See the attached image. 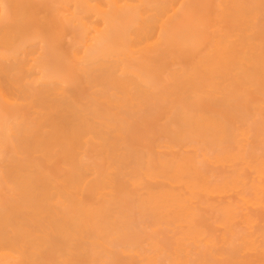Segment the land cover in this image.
<instances>
[{
    "label": "bare ground",
    "instance_id": "bare-ground-1",
    "mask_svg": "<svg viewBox=\"0 0 264 264\" xmlns=\"http://www.w3.org/2000/svg\"><path fill=\"white\" fill-rule=\"evenodd\" d=\"M0 264H264V0H0Z\"/></svg>",
    "mask_w": 264,
    "mask_h": 264
}]
</instances>
